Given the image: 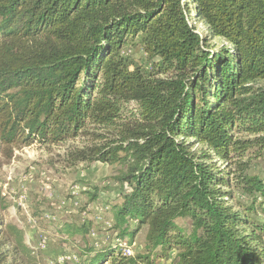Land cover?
<instances>
[{
  "label": "trees",
  "instance_id": "obj_1",
  "mask_svg": "<svg viewBox=\"0 0 264 264\" xmlns=\"http://www.w3.org/2000/svg\"><path fill=\"white\" fill-rule=\"evenodd\" d=\"M79 137L67 163L119 165L117 242L63 222L51 264H264V0H0V154ZM0 264L48 263L0 217Z\"/></svg>",
  "mask_w": 264,
  "mask_h": 264
},
{
  "label": "rangeland",
  "instance_id": "obj_2",
  "mask_svg": "<svg viewBox=\"0 0 264 264\" xmlns=\"http://www.w3.org/2000/svg\"><path fill=\"white\" fill-rule=\"evenodd\" d=\"M197 26L210 48L219 49L225 45L224 39L209 37L205 26ZM127 52L138 62H144V54L139 47L130 48ZM84 142L82 137L58 145L34 142L14 148L8 159L0 154L1 192L8 202L7 208L0 210V217L22 229L25 243L48 264L53 260H72L76 254V243L83 244L79 236L72 241L65 234L56 233V226L63 222L80 223L85 218L92 219L93 227L86 237L96 248L117 242L116 232L110 228L111 216L106 205L108 200L116 198L120 190L119 184L109 178L119 165L97 161L76 165L67 163V150ZM194 148L203 150L198 145ZM217 164L225 166L221 162ZM253 166L250 172L259 173L263 163L253 162ZM93 187L98 189V198L90 202L86 192H92ZM36 209L40 210L41 216L35 214ZM39 217L46 222L40 221ZM143 241L144 232L140 231L129 246L130 252L139 251Z\"/></svg>",
  "mask_w": 264,
  "mask_h": 264
},
{
  "label": "built area",
  "instance_id": "obj_3",
  "mask_svg": "<svg viewBox=\"0 0 264 264\" xmlns=\"http://www.w3.org/2000/svg\"><path fill=\"white\" fill-rule=\"evenodd\" d=\"M121 245H122V244H121ZM123 247L125 248V251H126L127 253L130 252V250L125 246V244H123Z\"/></svg>",
  "mask_w": 264,
  "mask_h": 264
}]
</instances>
